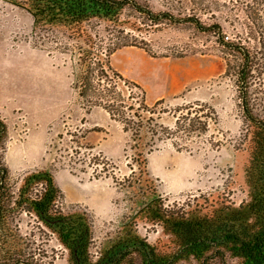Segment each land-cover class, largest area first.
Wrapping results in <instances>:
<instances>
[{
	"label": "rangeland",
	"instance_id": "rangeland-1",
	"mask_svg": "<svg viewBox=\"0 0 264 264\" xmlns=\"http://www.w3.org/2000/svg\"><path fill=\"white\" fill-rule=\"evenodd\" d=\"M133 1L153 14H168L178 19L195 15L205 26L220 23L223 42L226 43L238 44L239 35L243 37L244 29L236 22L235 13L227 3L225 5L228 6L218 8L210 3L212 0ZM162 22L153 25L146 14L130 8L124 10L120 16L121 26L117 27L118 32L121 28L118 36L132 46L116 50L110 59V65L117 74L139 86L147 104L152 105L159 99L164 101L161 123L172 130L166 143L159 144L147 157V173L167 209L195 210L198 214H210L224 208L237 209L241 202L248 200L250 188L246 184L245 172L250 165L251 142L259 134L247 119L245 110L252 118L264 121V47L260 48L256 42L242 41L250 57L255 55L257 58L255 67L245 74L246 88H243L238 78L243 60L239 54L230 51V47L219 44L214 32H201L192 23L173 24L166 18ZM32 26L30 13L0 0V62L6 65L7 61L13 66L9 69L13 71L10 72L12 81L8 78L7 82L15 81L18 64H25L31 78L29 94L24 92V95L31 98L36 94L43 100L38 114H33L30 106L26 109L28 105L24 104L25 109L18 110L21 114H14L7 124L2 123L0 168L6 170V176L0 205L4 206L11 197L17 198L24 177L47 170L61 191L57 199L63 215H80L84 211L91 216L93 245L90 250L94 259L106 241L116 238L119 230L144 238L158 253H169L176 243L172 236L163 232L161 216L140 213L135 220L130 219V204L117 185L130 175L127 134L99 107L92 109L91 116V122L97 126L85 125L87 110L71 88L70 61L65 56L35 49L32 46ZM72 48L73 45L68 46L69 50ZM74 52L77 53L76 50ZM83 57L87 60L86 56ZM77 58L73 65L80 78L82 63H76ZM49 64L53 68L63 67L62 76L59 71L57 73L61 80L60 93L57 89L55 97L50 99L48 92L35 93L33 86L34 76L50 75ZM3 73L4 69L0 71L1 77ZM106 77L98 70L94 72L93 81L97 80L104 90L109 79ZM126 85L132 94L140 95L132 85ZM2 90L8 91L0 84V95ZM128 92L123 91L124 94ZM192 102L214 109L217 120L209 121L205 131L195 128L197 126L193 123L189 126L187 121L185 131L181 133L175 127L176 116L202 115L198 108L188 109L186 104ZM244 103L245 108L242 106ZM13 106L16 105L12 101H7L1 111ZM181 106L185 108L183 112L178 111ZM61 134L59 142L58 135ZM68 134L76 136L69 137ZM179 138L182 140L177 147ZM78 144L82 151L77 157H81L83 151L89 150L84 148L89 147L92 153L111 161V166L104 167L108 175L97 179L91 175L92 168L84 169L87 173L81 174L67 168L69 161L74 159L71 151L77 152ZM93 157L89 163L95 169L92 162L97 161ZM99 166L96 170L101 171L103 166ZM132 169L136 170L134 166ZM200 205L201 209L196 208ZM8 221L13 229L19 231L22 242L29 241V250H21L18 244H12L14 255H19L16 257L28 256L33 264H72L58 237L49 232L34 214L12 212ZM133 222L135 225L128 227ZM188 263L194 261L182 264ZM227 264H239V260L229 257Z\"/></svg>",
	"mask_w": 264,
	"mask_h": 264
},
{
	"label": "trees",
	"instance_id": "trees-1",
	"mask_svg": "<svg viewBox=\"0 0 264 264\" xmlns=\"http://www.w3.org/2000/svg\"><path fill=\"white\" fill-rule=\"evenodd\" d=\"M4 1L25 10L32 16V46L35 49L47 51L48 54L65 56L70 61L73 76L71 88L76 98L85 105L87 110L85 114L87 115L92 108L99 107L107 112L111 120L119 123L122 131L127 134L129 143L126 151L130 153L128 156L130 175L117 185L120 186V190L124 192L123 197L130 204V219L135 220L140 213L161 216L163 232L165 235L172 236L176 243L175 248L169 253H158L146 244L144 239L138 240L136 236L138 241L131 243L130 233L119 230L116 238H110L106 241V245L100 248L96 264H182L188 261H194L188 264H227L229 257L239 260V264H264V121L252 118L251 114L245 110L247 119L259 133L251 142L250 165L245 172L246 184L250 188L247 194L248 200L241 202L237 209L224 208L211 211L210 214H198L195 210L167 209L146 169L147 157L159 144L166 143V138L172 130L161 123L164 101L160 99L152 105L147 104L144 99L145 94L139 86L125 81L110 65V59L116 50L132 46L118 36L121 30L120 28L118 32L121 26L120 16L124 10L130 8L135 12L146 14L153 25L163 23L162 20L166 18L173 24L192 23L201 32H214L219 44L230 47V51L239 54L243 60L238 78L241 87L246 88L245 74L255 67L257 58L255 55L250 57L241 43L252 41L256 42L260 48L264 47V0H212L210 2L218 8L231 6L229 9L235 13L236 22L244 29L243 37L241 38L240 35L238 37V44L223 42L221 35L223 28L220 23L215 22L205 26L198 18H195V15L178 19L168 14H153L151 10L144 11L133 0ZM69 45H73V50L68 49ZM75 50L77 53L74 52ZM76 56H78L76 63H82L79 69L80 78L78 69H75L73 65ZM83 56H86L87 60ZM98 70L109 78L104 90L97 80L93 81L94 72ZM128 83L133 89L140 91V95L132 94L129 86L126 85ZM123 91L129 92L124 94ZM131 102L137 106L135 107ZM186 105L188 109L198 108L202 115L176 116L177 131L184 133V125L187 121L189 126L193 123L197 126L195 128L204 131L207 130L209 121L216 122V114L211 107L198 102ZM242 106L245 108V103ZM184 110L182 106L178 109L179 112ZM206 111L209 113H205ZM0 127H3L1 122ZM68 135L76 136V134ZM61 139L62 134L58 135L59 142ZM179 139L177 147L182 140ZM76 147L77 152L71 151L74 159L69 161L68 167L66 166L68 169L81 174L87 173L84 169L92 168L91 175L97 179L108 175L104 167L111 166V161L92 153L89 147L84 148L89 150L83 151L81 157H77L82 148L80 144ZM90 152L92 154H89ZM90 155L91 157L94 155L93 159L97 162H104L100 163L103 166L101 171L96 170L100 168L97 162H92L95 169L90 167ZM133 166L135 171L132 169ZM18 191L17 198L11 197L4 206L0 205V260L5 263L19 256L14 255L12 244H18L21 250L30 248L29 241L22 242V238L18 235L19 231L13 229L8 221V216L12 212L17 214L20 211L34 214L46 229L57 234L59 242L68 251L75 264L79 261L81 263V256L92 257L91 216L84 211L80 215L77 213L63 215L59 210L57 199L61 191L55 186L49 171L30 173L24 177ZM38 193L41 194L38 196ZM201 207L200 205L196 208L201 209ZM127 218L129 219L128 216ZM133 225L135 222L128 227L131 228ZM23 257L20 256V260ZM26 259L28 256H25L23 261Z\"/></svg>",
	"mask_w": 264,
	"mask_h": 264
},
{
	"label": "crops",
	"instance_id": "crops-1",
	"mask_svg": "<svg viewBox=\"0 0 264 264\" xmlns=\"http://www.w3.org/2000/svg\"><path fill=\"white\" fill-rule=\"evenodd\" d=\"M49 66H50L49 67L50 75L48 77L45 74L41 75V77H38L39 75L34 76L33 86H34L35 93L40 92L42 94H46V92H48V96H49L48 98L50 99L51 96L53 98L55 97L57 89H58V92L60 93L61 80L59 79L60 78L59 75L62 76L61 72H62L63 67L59 66V69H58V66H55L54 68L52 67V64H49ZM25 67H26L25 64H18V67L16 68V74L18 75V77H16V80L13 81L12 83L11 82L8 83L7 80L10 79V72L13 73V71H9V69L11 70L13 66H10L9 62L7 63V61H6V65L1 64L0 62V71L3 72V69L5 70V73L2 74L3 77H1V74H0V84L5 89L8 90L6 92L5 90L1 91L2 95H0V97L2 99L0 101V120H2L6 124L11 120L13 116H15L14 114L16 115L21 114L20 113L21 111H18V110L25 109L24 104L28 105V108L26 109H29V106H30V109L32 110L31 112H33V114H38L39 109H40L39 107L41 106V102H43L42 98H38L36 94H34V96L32 95L31 98L29 96H25L29 94V82L31 78L30 70H28L27 72ZM58 71H59V75H57ZM3 92H4V95H3ZM24 92H26L25 95H24ZM14 94H17V95H14ZM7 101H12L16 106L8 108L5 111H1L3 110V107ZM14 108L16 109V111ZM95 108H98V107H95ZM93 111L94 110H92L91 112L87 114L85 125H90L94 128L95 126H97V124L91 122V116H92ZM37 117L38 116L35 117V120L37 119ZM43 138H44V135H43ZM31 146H29V148H32L35 145H33L32 147ZM38 146L40 147L41 144H39Z\"/></svg>",
	"mask_w": 264,
	"mask_h": 264
},
{
	"label": "flooded vegetation",
	"instance_id": "flooded-vegetation-1",
	"mask_svg": "<svg viewBox=\"0 0 264 264\" xmlns=\"http://www.w3.org/2000/svg\"><path fill=\"white\" fill-rule=\"evenodd\" d=\"M158 101V100H157ZM95 108V107H94ZM93 109V108H92ZM91 109V110H92ZM103 110V109H102ZM91 112V111H90ZM106 112V111H105ZM106 114H107V112H106ZM108 115V114H107ZM109 117V116H108ZM110 119V118H109ZM111 120V119H110ZM112 121H114V120H112ZM0 122L1 123H3V124H5L2 120H0ZM3 133H4V128L3 127H0V141H1V136L3 135ZM6 176V170L4 169V168H0V198H1V193L2 192H4L5 191V186H4V177ZM48 230V229H47ZM49 232H51L50 231V229L48 230ZM52 233V232H51ZM52 234H55V233H52ZM56 236H57V234H55ZM132 236V235H131ZM137 239L138 240H141L140 238H138L137 237ZM136 239V237H134V236H132L131 238H130V242L132 243V242H136V241H138ZM144 239V238H143ZM144 242L147 244V242L145 241V239H144ZM149 245V244H148ZM23 259H25V258H23ZM23 259L22 260H20V258L19 257H14V259H11V261H9V262H3L2 260H0V264H33L30 260H28V259H26L25 261H23ZM71 259V258H70ZM97 259H98V257H96L95 259L93 258V256L92 257H90V256H88V257H85V256H81L80 257V260H81V263H80V261H79V263L78 264H96V261H97ZM71 263L72 264H75L72 260H71ZM98 264V263H97Z\"/></svg>",
	"mask_w": 264,
	"mask_h": 264
}]
</instances>
